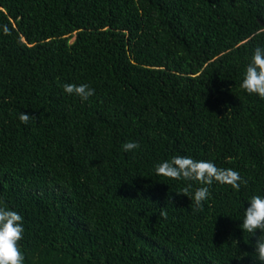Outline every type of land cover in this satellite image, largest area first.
Returning a JSON list of instances; mask_svg holds the SVG:
<instances>
[{
    "label": "trees",
    "instance_id": "trees-1",
    "mask_svg": "<svg viewBox=\"0 0 264 264\" xmlns=\"http://www.w3.org/2000/svg\"><path fill=\"white\" fill-rule=\"evenodd\" d=\"M262 29L264 0H0V207L24 264H264L240 227L264 197V99L241 88ZM177 155L247 184L193 211L177 193L202 185L155 172Z\"/></svg>",
    "mask_w": 264,
    "mask_h": 264
},
{
    "label": "clouds",
    "instance_id": "clouds-1",
    "mask_svg": "<svg viewBox=\"0 0 264 264\" xmlns=\"http://www.w3.org/2000/svg\"><path fill=\"white\" fill-rule=\"evenodd\" d=\"M264 31V29H262ZM249 95H258L264 99V47H256L250 63L246 67L244 78L241 84ZM64 91L69 95H76L82 101L88 100L95 94V89L88 84L65 83ZM36 117L24 112L19 115V120L28 125ZM125 152H132L140 147L138 142H125ZM155 172L172 180H184L198 182L201 187L195 190L194 196L190 194L191 184L183 188L177 194H183L194 201L193 211L203 209V201L207 200L210 192L209 186L214 182L221 185H229L239 191L241 185H246L247 180L243 179L240 173L232 168H220L212 161L195 160L188 156H173L155 166ZM171 196L168 197V200ZM250 207L244 212L242 230L255 235L259 229L261 235L255 244V258L264 261V197L253 195L249 199ZM192 206V205H190ZM160 216L167 218V211L162 208ZM24 227L23 217L16 211L0 207V264H24L25 256L19 241L23 239Z\"/></svg>",
    "mask_w": 264,
    "mask_h": 264
}]
</instances>
